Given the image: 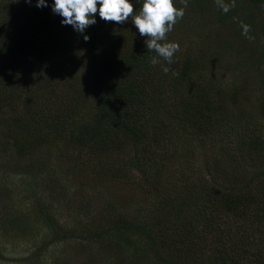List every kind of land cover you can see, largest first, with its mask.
<instances>
[{
  "label": "trees",
  "instance_id": "obj_1",
  "mask_svg": "<svg viewBox=\"0 0 264 264\" xmlns=\"http://www.w3.org/2000/svg\"><path fill=\"white\" fill-rule=\"evenodd\" d=\"M46 2L0 0V168L31 178L34 229L50 234L25 259L79 240L103 249L79 264H264V0H235L227 13L187 0L167 33L180 45L170 65L150 63L157 54L131 18L97 12L81 33ZM130 2L138 12L144 0ZM52 150L77 179L73 223L41 187L58 180ZM94 173L134 196L93 203L81 189ZM0 212V225L33 229Z\"/></svg>",
  "mask_w": 264,
  "mask_h": 264
},
{
  "label": "rangeland",
  "instance_id": "obj_2",
  "mask_svg": "<svg viewBox=\"0 0 264 264\" xmlns=\"http://www.w3.org/2000/svg\"><path fill=\"white\" fill-rule=\"evenodd\" d=\"M42 153H44L45 156L48 155L49 158L48 152L43 150L41 152V157ZM51 153L52 161L56 162L59 158H56L57 155H55V150H52ZM8 159L10 162H16V159L11 156H8ZM97 159L98 158L93 159L94 164L98 163ZM201 160L203 159L200 158L195 161H197V164H201ZM60 163V159L55 163V175L58 180L52 178L50 184L43 183L41 187H44L58 198L59 202L54 201L55 205L59 208V211L54 213L57 214V218L63 222L67 221L73 223L75 218L80 216L78 209H76L80 207L79 197L75 195L77 179L74 175H71L69 172L67 173V164L65 161H63L62 164ZM50 174L51 172L46 174V176ZM30 179V177L21 173H10L0 168V210H2L3 213H7V215L10 214L12 217L19 216L21 220L26 221L30 227H33V229H31L28 226L31 230L28 229L23 231V229L21 230L13 227L8 221L0 225V254L6 256L8 259L7 262L0 264H50L53 261V257L57 256L61 251L67 255L66 258L69 264H79V262L84 263V261L95 254L97 250L103 252L100 246H96L95 250L89 247L87 249H78L77 242L79 240H76L72 242L69 241L66 245H64V242L55 244L49 243L45 248L46 260L41 258V260L38 259V261H36L33 256L29 260L25 259L27 255L33 253L37 245H44L46 243L44 240H48L50 236L47 229H34V227L40 226L42 223L40 224L41 220L35 217V214L30 210L32 199V195L29 191V186L31 184ZM85 181H92L93 184L81 189L85 194V198L99 205L103 204L102 201L106 196L110 197L111 195L116 198L124 197L130 199V197L134 196L133 193H135V191L132 190V186L126 185L121 182L120 179L116 180L112 176H104L103 173H94ZM83 200L84 197L81 198L80 203ZM19 224L22 227L25 226L23 223ZM81 246L85 247L83 245ZM103 260L111 262L107 255H104Z\"/></svg>",
  "mask_w": 264,
  "mask_h": 264
},
{
  "label": "clouds",
  "instance_id": "obj_3",
  "mask_svg": "<svg viewBox=\"0 0 264 264\" xmlns=\"http://www.w3.org/2000/svg\"><path fill=\"white\" fill-rule=\"evenodd\" d=\"M215 2L224 13L236 6L235 0H231L230 4L225 0H215ZM181 3L184 7L178 9L173 6V0H144L137 12L130 0H54L52 11L63 18L62 24L72 25L81 33L96 22L97 12L102 20L117 24H122L131 18L139 34L147 37L145 43L148 51L157 54L151 58L150 63L156 65L162 59L170 65L174 63L173 56L179 51L180 45L178 42H167V33L173 30V26L185 14L187 0H181ZM45 6H47L46 0H37V7ZM241 27L242 34L247 39H254L249 35L250 25L241 23ZM88 39L89 37L85 35L84 40ZM163 71L167 73L169 68L165 66Z\"/></svg>",
  "mask_w": 264,
  "mask_h": 264
}]
</instances>
